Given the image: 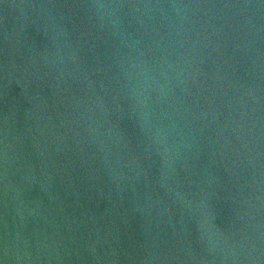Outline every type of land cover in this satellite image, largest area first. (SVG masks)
Returning a JSON list of instances; mask_svg holds the SVG:
<instances>
[{"label":"water","instance_id":"95a60500","mask_svg":"<svg viewBox=\"0 0 264 264\" xmlns=\"http://www.w3.org/2000/svg\"><path fill=\"white\" fill-rule=\"evenodd\" d=\"M0 264H264V0H0Z\"/></svg>","mask_w":264,"mask_h":264}]
</instances>
